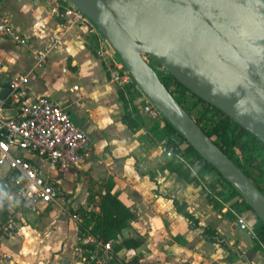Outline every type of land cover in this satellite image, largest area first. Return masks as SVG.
I'll use <instances>...</instances> for the list:
<instances>
[{
  "label": "crops",
  "instance_id": "crops-1",
  "mask_svg": "<svg viewBox=\"0 0 264 264\" xmlns=\"http://www.w3.org/2000/svg\"><path fill=\"white\" fill-rule=\"evenodd\" d=\"M0 16L36 51L49 46L56 21L45 0H0ZM22 76L28 81L29 100L43 95L59 103L91 138L92 148L78 167L53 170L30 157L58 180L61 196L53 207L27 215L24 235L0 239V264H58V258L79 264L80 231L71 214L98 211L107 189L134 215L122 235L142 240L136 249L119 245L113 264H264V243L252 241L229 217L239 197L223 202L215 195L220 189L213 196L206 193L217 174H205L198 185L186 183L158 149L165 129L160 119L139 118L133 129L123 123L117 90L107 85L91 42L80 30H69L41 67L34 66L26 48L0 37V85ZM77 78L80 87L74 85ZM74 91L81 92L72 99L69 93ZM182 157L192 172L202 167L201 160ZM81 223L91 225L82 218Z\"/></svg>",
  "mask_w": 264,
  "mask_h": 264
},
{
  "label": "water",
  "instance_id": "water-1",
  "mask_svg": "<svg viewBox=\"0 0 264 264\" xmlns=\"http://www.w3.org/2000/svg\"><path fill=\"white\" fill-rule=\"evenodd\" d=\"M65 1L94 23L139 91L264 225V195L156 73L164 70L264 144V0Z\"/></svg>",
  "mask_w": 264,
  "mask_h": 264
},
{
  "label": "built area",
  "instance_id": "built-area-1",
  "mask_svg": "<svg viewBox=\"0 0 264 264\" xmlns=\"http://www.w3.org/2000/svg\"><path fill=\"white\" fill-rule=\"evenodd\" d=\"M45 1L49 15L56 21L54 34L48 38L49 46L36 51L2 16L0 37L26 48L34 66L41 67L51 52L58 48L61 38L69 30L78 29L90 40L92 52L105 72L107 85L123 92L125 98L129 94L141 93L115 52L86 15L65 0ZM27 83L25 76L11 78L6 83L8 93L4 98L0 96V239L17 233L24 235L26 223L29 222L27 215H38L46 208L53 207L61 196L58 180L46 175L30 157L42 159L53 170L78 167L92 148L91 138L71 121L59 103L43 95L29 100ZM2 89L0 85V93ZM7 110H12L13 114L6 115ZM140 111L152 119L160 117L159 111L147 99L141 103ZM183 144L181 137L172 132L161 138L157 146L165 157H176L184 162L181 154ZM206 193L214 195L207 188ZM229 212L238 229L262 246L253 229L256 222L254 212H236L233 208ZM71 218L78 223V227H82L80 247L76 254L79 264H113L117 261L114 248L122 243L120 234L102 242L89 233V227L82 225L78 215L73 213ZM56 261L58 264H74L62 258Z\"/></svg>",
  "mask_w": 264,
  "mask_h": 264
},
{
  "label": "trees",
  "instance_id": "trees-1",
  "mask_svg": "<svg viewBox=\"0 0 264 264\" xmlns=\"http://www.w3.org/2000/svg\"><path fill=\"white\" fill-rule=\"evenodd\" d=\"M156 73L166 90L191 117L201 131L264 195V144L251 133L229 119L220 110L196 97L164 70H156ZM117 96L124 108L123 123L130 129L135 128L139 119L137 108L141 103L135 100L133 94H129L125 98L123 92L118 90ZM157 119H160L165 125V129L159 134L158 140L175 132L186 144L181 154L187 158L194 157L202 161V167L194 173L186 164L179 161L176 157H171L168 167L172 172L186 183L193 182L196 185L201 182L205 174L215 172L219 177V181H221L222 189L225 190V192L219 190L215 192V195L222 198L223 202H227L235 196L239 197V200L232 204V208L236 212L251 210L238 193L209 163L199 156V154L161 115ZM207 189L209 191H214L215 184L209 183ZM218 205L219 204H216L215 206ZM79 217L91 223V225L88 226L89 233L97 236L102 242H106L120 234L122 236L121 246L126 249H136L142 244L140 238L122 235L123 231L129 227V221L133 219L134 215L115 195L111 194L108 189L100 197L98 211L84 210L80 212ZM229 217L233 219L232 215H229ZM253 229L260 241L264 243V225L257 216ZM79 231H82L81 226H79ZM203 232L209 235L211 231L209 228H205ZM118 248L119 246H116L114 250Z\"/></svg>",
  "mask_w": 264,
  "mask_h": 264
},
{
  "label": "rangeland",
  "instance_id": "rangeland-1",
  "mask_svg": "<svg viewBox=\"0 0 264 264\" xmlns=\"http://www.w3.org/2000/svg\"><path fill=\"white\" fill-rule=\"evenodd\" d=\"M94 55V54H93ZM95 57V56H94ZM83 73L85 74V72L83 71ZM84 77H87V74L86 75H84ZM80 78L78 79H74V85H77L78 87H80V85H79V83H80ZM112 90H113V92L115 93V90H116V88L115 87H112L111 88ZM81 91H74V93H69V95L71 96V98L73 99L74 98V96H77V94H79ZM135 96V100L137 101V102H140V103H144V101H145V99H147L142 93H138L137 95H134ZM77 106L78 105H76V106H74V108H77ZM140 106H141V104H139L138 105V108H137V112H138V114H139V118H143V117H148V116H146V115H144V114H141V111H140ZM82 110H86V108H84V109H81L80 110V112H83ZM185 145V144H184ZM40 165H41V167H45V165L43 164V162H40ZM216 179L213 181V182H208L207 183V185L210 183V184H215V188H217V189H220V190H223L224 192H225V190L224 189H222L223 187H222V184L220 183V181H219V177L217 176V177H215ZM207 188V187H206ZM225 195V194H224Z\"/></svg>",
  "mask_w": 264,
  "mask_h": 264
}]
</instances>
